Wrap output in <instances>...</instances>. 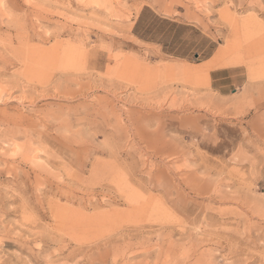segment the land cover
Returning <instances> with one entry per match:
<instances>
[{
    "label": "rangeland",
    "instance_id": "374dc122",
    "mask_svg": "<svg viewBox=\"0 0 264 264\" xmlns=\"http://www.w3.org/2000/svg\"><path fill=\"white\" fill-rule=\"evenodd\" d=\"M0 264H264V0H0Z\"/></svg>",
    "mask_w": 264,
    "mask_h": 264
},
{
    "label": "trees",
    "instance_id": "16d2710c",
    "mask_svg": "<svg viewBox=\"0 0 264 264\" xmlns=\"http://www.w3.org/2000/svg\"><path fill=\"white\" fill-rule=\"evenodd\" d=\"M143 14H144V13L141 14V16H140V18H139V20H138V22H137V24H136V29L140 28L141 24L143 23V19H142ZM161 24L171 25V27H172V26L174 27L173 24H170V23L165 22V21H161ZM142 28H143V27H141V29H142ZM143 30H144V31H143L144 33H143L142 36H144V37L147 36L148 34H151V36H153V34H154V31H153L154 28H153V26H151V25H148V27H145ZM157 30L162 31V36H163V37L166 36V31H164V28H162V29H157Z\"/></svg>",
    "mask_w": 264,
    "mask_h": 264
},
{
    "label": "crops",
    "instance_id": "0c3cea01",
    "mask_svg": "<svg viewBox=\"0 0 264 264\" xmlns=\"http://www.w3.org/2000/svg\"><path fill=\"white\" fill-rule=\"evenodd\" d=\"M212 59V58H211ZM211 59L210 60H208V61H206V62H210L211 63ZM215 60H216V58L215 59H212V62L214 63L215 62ZM205 62V63H206Z\"/></svg>",
    "mask_w": 264,
    "mask_h": 264
}]
</instances>
